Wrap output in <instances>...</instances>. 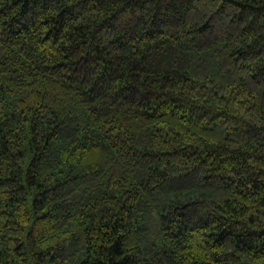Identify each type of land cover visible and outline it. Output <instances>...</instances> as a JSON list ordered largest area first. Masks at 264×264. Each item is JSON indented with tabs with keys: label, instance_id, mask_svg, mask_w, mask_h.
<instances>
[{
	"label": "trees",
	"instance_id": "trees-1",
	"mask_svg": "<svg viewBox=\"0 0 264 264\" xmlns=\"http://www.w3.org/2000/svg\"><path fill=\"white\" fill-rule=\"evenodd\" d=\"M0 264H264V0H0Z\"/></svg>",
	"mask_w": 264,
	"mask_h": 264
}]
</instances>
